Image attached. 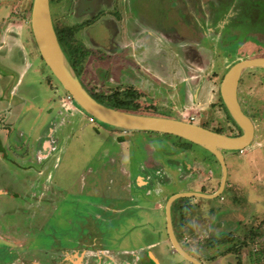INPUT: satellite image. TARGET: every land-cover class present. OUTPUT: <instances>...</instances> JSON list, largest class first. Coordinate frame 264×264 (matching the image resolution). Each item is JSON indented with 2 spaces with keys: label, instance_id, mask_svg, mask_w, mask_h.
Returning <instances> with one entry per match:
<instances>
[{
  "label": "rangeland",
  "instance_id": "rangeland-1",
  "mask_svg": "<svg viewBox=\"0 0 264 264\" xmlns=\"http://www.w3.org/2000/svg\"><path fill=\"white\" fill-rule=\"evenodd\" d=\"M73 1L49 4L54 26L65 24L70 35L81 19L73 15ZM196 1L145 0V12L160 27L187 38H157L154 57L143 56L139 69L129 68L121 50L105 54L99 43L105 28L94 26L88 36L98 44L95 60L90 55L78 62L80 80L102 98L115 94L121 100L124 91L136 90L137 113L236 134L219 86L234 63L257 50L238 46L241 34L234 30L221 47L220 39L199 36L194 25L185 30ZM31 4L0 0V264H134L136 254L140 264L150 258L155 264H192L171 245L165 205L178 193L214 194L220 165L206 150L183 146L174 136L90 120L41 60L28 25ZM248 26L264 31V22ZM240 79L239 104L254 126L250 146L223 152L227 179L217 198L178 199L171 206L179 245L201 264H264V69H248ZM138 177H149L135 182L145 188L135 187ZM124 194L133 200L142 194L141 208L111 211L130 205ZM115 196L120 198L113 205ZM10 237L15 246L6 242Z\"/></svg>",
  "mask_w": 264,
  "mask_h": 264
},
{
  "label": "flooded vegetation",
  "instance_id": "flooded-vegetation-1",
  "mask_svg": "<svg viewBox=\"0 0 264 264\" xmlns=\"http://www.w3.org/2000/svg\"><path fill=\"white\" fill-rule=\"evenodd\" d=\"M146 3L148 2H145V0H83L81 4L80 2H78V0L73 1L72 11H74L75 13H73V15L76 19L81 18L77 21L76 24H73V29L72 27H70V29H72L71 37L78 55V61L84 58L87 59L90 57V55L92 59L95 60L92 52H94L93 50L96 49L98 44H96L97 42H94L93 39H91V37L88 35L90 34L89 32L91 31V29L97 25V27H101V29L105 28L106 39L103 43L99 41L100 45L104 46V53L109 56L112 54V52L121 50L130 65L129 68L132 69H139L143 67V56L150 58L151 56L154 57L153 46L158 42L159 39L163 38L165 41L168 40L170 42H174V40H171L172 34H175L174 30L172 28H169L167 30L160 27L158 22H156L157 20L150 15V11L145 12ZM77 6L78 9H76ZM192 6V13L189 14L190 18L188 17L190 21L187 19L186 22H188V24L186 25V27H184L185 30L189 32L188 26L191 29L192 25H194L199 36L202 37L210 35L211 37H217L218 39H220V47L221 43H223L225 46L227 44L225 43L226 37L229 36L228 34H226L227 31L229 29V31L231 32L234 30L237 33L241 34L240 37L236 36V44L238 46H244L246 44L247 47H252L253 49L255 48L257 50V54L254 57H264V54L261 53L264 50V31H256L252 28L249 29V26L247 27V25L250 23H253V25L257 26L261 25V23L264 22V0H205L203 3L198 0L196 2H193ZM170 10L174 11V6L169 7L168 16L169 13L171 14ZM51 19L52 23H54L52 15ZM237 21H239V23L238 25H235L234 22ZM174 22L175 23L173 24H178V21ZM190 23L192 24L189 25ZM229 23H232V25ZM53 27L55 28L54 24ZM61 30H66L65 24L61 26ZM157 38L158 40H156ZM221 39L223 41H221ZM63 50L64 49H62V51ZM224 54L230 55L229 53ZM232 55H230V57ZM100 58L101 57L99 56L97 60H100ZM106 60H109V58H107ZM144 63L150 65L153 64V61H147ZM76 66H78V64ZM73 70L85 91L89 94L93 93L92 90L88 89L84 82L80 80L77 70L74 68ZM241 84L242 81L241 79H239L237 86V99L240 97L239 90ZM129 86H132V84L130 83ZM128 91L137 94L136 90L134 89H130ZM125 92L127 91H124L123 93ZM110 96H113L114 99H118L116 98L115 94L109 95L108 97ZM241 110L243 111L242 108ZM232 127L236 129L233 125ZM226 135L236 136L239 135V132L237 130L236 134L229 133ZM47 144L50 143H48L47 141ZM38 156L40 157L39 153ZM144 179L148 180L149 177H138L134 181V184L138 180ZM142 186L139 187L135 184V187L137 188H145ZM147 196H151L149 189L144 194L145 198ZM120 197L122 198L123 202L130 205H127L122 209L111 210L114 213H123L127 210H129L130 213H133L137 209L141 208L140 201L142 200L141 198H144L142 194L139 195V198L134 196L135 200H133L132 195L124 194ZM120 197H113V205H115L118 198ZM6 240H9V238ZM10 240L11 241L6 242H10L13 246H15L16 238L11 239L10 237ZM132 253L133 255L136 254L134 252ZM140 254L143 257L142 251L140 252ZM145 254L147 255V252H145ZM133 259L134 261H137L138 264H140V262H138L140 261V255L136 254ZM150 259V264H155L153 259ZM137 263L134 262V264Z\"/></svg>",
  "mask_w": 264,
  "mask_h": 264
},
{
  "label": "water",
  "instance_id": "water-1",
  "mask_svg": "<svg viewBox=\"0 0 264 264\" xmlns=\"http://www.w3.org/2000/svg\"><path fill=\"white\" fill-rule=\"evenodd\" d=\"M29 28L38 54L45 66L72 102L94 121L122 131L150 132L174 136L201 147L216 159L221 168V180L218 190L214 194L178 193L169 197L165 205L166 230L172 247L180 257L189 263L201 264L179 245L172 228L171 206L178 199L191 197L214 199L223 192L227 179L223 152L245 150L250 146L254 137L252 121L243 113L237 99L238 82L246 70L264 69V57H251L237 61L227 70L221 80L219 86L221 102L241 131L239 135L227 136L185 121L116 110L96 101L82 87L62 51L54 31L49 0H32Z\"/></svg>",
  "mask_w": 264,
  "mask_h": 264
},
{
  "label": "trees",
  "instance_id": "trees-1",
  "mask_svg": "<svg viewBox=\"0 0 264 264\" xmlns=\"http://www.w3.org/2000/svg\"><path fill=\"white\" fill-rule=\"evenodd\" d=\"M54 31H55V34L57 36L58 42L60 43L62 49H64L63 51L65 52V55H66V58H67L69 64L71 65L72 68L76 69L75 66L78 64L79 61H78V55H77V52L75 50L74 43H73V40H72L70 33L67 34L66 31L61 30V29L59 30L56 27L54 28ZM123 95L125 96L124 98H122L121 100H117V99H114L113 96L102 98V97H99V96L94 95L92 93L90 94L91 97H93L96 101L105 105L106 107L116 109V110H122L125 112H130V113H135V114H140V115H146V114H143L140 112L137 113L138 108H140L138 106V103H136L138 101V99L140 98L139 94H134V92L127 91ZM220 104L222 105L223 109L225 110L227 117H228V120L238 130V132L240 134V132H241L240 129L236 126V124L230 118V116L228 115V113H227L224 105L222 104V102ZM213 132H216L219 134H224V131L217 130V129L214 130ZM154 134H156V133H154ZM167 136H169V135H167ZM176 139L180 140L182 142L183 146L193 145V144L186 142L180 138L176 137Z\"/></svg>",
  "mask_w": 264,
  "mask_h": 264
},
{
  "label": "crops",
  "instance_id": "crops-1",
  "mask_svg": "<svg viewBox=\"0 0 264 264\" xmlns=\"http://www.w3.org/2000/svg\"><path fill=\"white\" fill-rule=\"evenodd\" d=\"M28 25H29V22H28ZM29 29H30V28H29ZM174 35H175V37H177V38L179 39V40H178L179 42H180V39L183 40V38L180 37L178 34H174ZM185 38H187V37H184V39H185ZM183 41H184V40H183ZM188 41H190V40H188ZM184 43H185V42H184ZM69 108H70V107H69Z\"/></svg>",
  "mask_w": 264,
  "mask_h": 264
},
{
  "label": "built area",
  "instance_id": "built-area-1",
  "mask_svg": "<svg viewBox=\"0 0 264 264\" xmlns=\"http://www.w3.org/2000/svg\"><path fill=\"white\" fill-rule=\"evenodd\" d=\"M68 99L71 100V98L68 96ZM90 120H93L92 118H90Z\"/></svg>",
  "mask_w": 264,
  "mask_h": 264
},
{
  "label": "clouds",
  "instance_id": "clouds-1",
  "mask_svg": "<svg viewBox=\"0 0 264 264\" xmlns=\"http://www.w3.org/2000/svg\"><path fill=\"white\" fill-rule=\"evenodd\" d=\"M239 152H241V151H239Z\"/></svg>",
  "mask_w": 264,
  "mask_h": 264
},
{
  "label": "bare ground",
  "instance_id": "bare-ground-1",
  "mask_svg": "<svg viewBox=\"0 0 264 264\" xmlns=\"http://www.w3.org/2000/svg\"><path fill=\"white\" fill-rule=\"evenodd\" d=\"M95 239V238H94Z\"/></svg>",
  "mask_w": 264,
  "mask_h": 264
}]
</instances>
